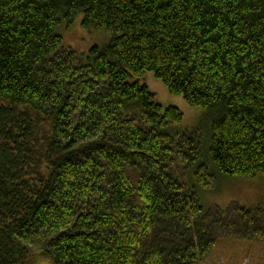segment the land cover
<instances>
[{
    "label": "trees",
    "instance_id": "16d2710c",
    "mask_svg": "<svg viewBox=\"0 0 264 264\" xmlns=\"http://www.w3.org/2000/svg\"><path fill=\"white\" fill-rule=\"evenodd\" d=\"M110 35L60 49L63 23ZM205 110L194 130L140 78ZM264 177V0H0V264H203L264 242V208L206 210Z\"/></svg>",
    "mask_w": 264,
    "mask_h": 264
},
{
    "label": "rangeland",
    "instance_id": "374dc122",
    "mask_svg": "<svg viewBox=\"0 0 264 264\" xmlns=\"http://www.w3.org/2000/svg\"><path fill=\"white\" fill-rule=\"evenodd\" d=\"M81 15L70 26L63 23L57 33L63 39L60 47L65 50H74L77 54H87L93 46L103 47L110 41V35L98 31H88L82 27ZM149 90L157 96V101L163 105L176 106L183 111V123L178 125L179 130H194L202 122L205 110L201 107L190 106L181 96L171 95L165 84L156 79L153 73L140 78ZM200 198L204 209L226 210L232 203L246 206L251 209L264 208V177L262 175L249 177L228 178L217 174L216 181L209 188L200 190ZM203 264H264V242L241 239L220 241L211 251V255Z\"/></svg>",
    "mask_w": 264,
    "mask_h": 264
}]
</instances>
